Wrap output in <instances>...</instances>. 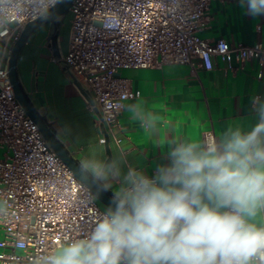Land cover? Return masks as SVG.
Returning a JSON list of instances; mask_svg holds the SVG:
<instances>
[{
    "label": "built area",
    "instance_id": "obj_1",
    "mask_svg": "<svg viewBox=\"0 0 264 264\" xmlns=\"http://www.w3.org/2000/svg\"><path fill=\"white\" fill-rule=\"evenodd\" d=\"M212 1H72L66 52L54 61L85 89L93 102L89 107L98 109L107 134L118 127V104L134 96L129 80L117 75L120 69L193 66L197 59L198 67L211 71L216 58L227 69L250 60L264 65L261 44L198 36L210 25ZM112 10L122 18L118 29L105 27L104 16ZM32 20L0 31V264H33L62 241L81 238L106 209L50 148L10 87L11 47ZM205 134L215 135L212 129Z\"/></svg>",
    "mask_w": 264,
    "mask_h": 264
},
{
    "label": "clouds",
    "instance_id": "obj_2",
    "mask_svg": "<svg viewBox=\"0 0 264 264\" xmlns=\"http://www.w3.org/2000/svg\"><path fill=\"white\" fill-rule=\"evenodd\" d=\"M58 3L0 0V31L29 18L46 19ZM240 4L251 16L264 15V0ZM121 19L112 10L105 27L118 29ZM122 101L127 103L120 102L118 111L156 133L153 112L138 98ZM252 103L255 123L172 141L169 163L152 177L131 166L124 172L119 160L106 163L89 152L80 172L104 189L119 180L114 207L97 214L81 238L62 241L33 264H264V101Z\"/></svg>",
    "mask_w": 264,
    "mask_h": 264
},
{
    "label": "crops",
    "instance_id": "obj_3",
    "mask_svg": "<svg viewBox=\"0 0 264 264\" xmlns=\"http://www.w3.org/2000/svg\"><path fill=\"white\" fill-rule=\"evenodd\" d=\"M209 13L210 25L198 33L200 38L264 46V15H249L240 0H213ZM48 31V25L33 31L20 51L17 69L23 88L77 160L94 152L106 162L100 121L89 107V95L72 80L62 63L54 61L66 52L68 32L64 42L59 29L53 43L48 40ZM214 62L211 71L198 67L197 59L193 66L120 69L117 75L129 80L134 94L129 102L138 98L155 114L157 131L149 134L129 113L121 112L118 127L108 134L110 163L119 160L122 171L131 166L151 176L158 166L169 163L167 153L172 141H195L207 129L218 136L229 125L247 128L255 123L252 101L257 97L264 101V65L250 60L227 69L218 58ZM3 152L0 148V158ZM111 183L108 190L114 194L119 180Z\"/></svg>",
    "mask_w": 264,
    "mask_h": 264
},
{
    "label": "water",
    "instance_id": "obj_4",
    "mask_svg": "<svg viewBox=\"0 0 264 264\" xmlns=\"http://www.w3.org/2000/svg\"><path fill=\"white\" fill-rule=\"evenodd\" d=\"M72 1L73 0H59V3L50 10V15L48 16V18H36L24 25L18 39L11 47L7 67L8 80L16 100L24 110L25 114L35 123L50 148L57 154V156L68 167L72 174L91 190V192L95 195V197L102 205H104L106 208L114 207V205L112 204L114 194L111 191H109L108 189H104L102 183L94 181L91 176H88L86 179L82 176L80 172V161L77 160L73 156V154L65 148L63 143L57 138L52 124L49 123L46 119V116L41 114L39 110L34 106L33 102L23 88L18 74L17 60L20 51L30 34L36 29L44 25H48V40H52L53 43H55L63 19L68 14V10ZM69 76L76 84H78L73 79L70 73ZM89 103L90 105H93V102L91 100H89ZM93 111L96 113L100 121L99 129L103 136L104 147L107 154L106 163H110L109 137L104 124L101 121V116L98 109L93 107Z\"/></svg>",
    "mask_w": 264,
    "mask_h": 264
},
{
    "label": "rangeland",
    "instance_id": "obj_5",
    "mask_svg": "<svg viewBox=\"0 0 264 264\" xmlns=\"http://www.w3.org/2000/svg\"><path fill=\"white\" fill-rule=\"evenodd\" d=\"M68 19H69V15L67 14L65 16V18L63 19L61 28H60V34L63 38V41H66V36H67V32H68Z\"/></svg>",
    "mask_w": 264,
    "mask_h": 264
}]
</instances>
